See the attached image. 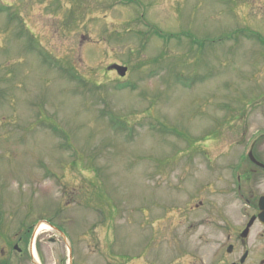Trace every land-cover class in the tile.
I'll return each mask as SVG.
<instances>
[{
  "label": "rangeland",
  "instance_id": "rangeland-1",
  "mask_svg": "<svg viewBox=\"0 0 264 264\" xmlns=\"http://www.w3.org/2000/svg\"><path fill=\"white\" fill-rule=\"evenodd\" d=\"M259 15L258 0H0L2 210L31 218V189L49 183L34 200L43 216L60 178L85 196L79 220L112 226L109 235L96 226L91 249L114 237L115 247L135 240L143 253L160 225L146 219L152 203L158 212L202 203L169 232L191 243L206 236L211 209L238 218L224 182L245 169L248 145L264 140ZM111 65L127 67L125 77Z\"/></svg>",
  "mask_w": 264,
  "mask_h": 264
},
{
  "label": "flooded vegetation",
  "instance_id": "flooded-vegetation-1",
  "mask_svg": "<svg viewBox=\"0 0 264 264\" xmlns=\"http://www.w3.org/2000/svg\"><path fill=\"white\" fill-rule=\"evenodd\" d=\"M258 8L259 16H263L264 0H258ZM261 33L264 34V30ZM259 101H264V97ZM260 139H264V132ZM254 151L257 164L248 159L243 171L235 178L231 174L224 182L239 207L238 218L236 214L233 219L225 220L224 216L219 217L218 210L211 209L208 227L203 233L206 236L200 234L192 243L186 242L188 237L181 233L169 232L186 222L185 215L188 218L194 215L201 208V202L194 206L167 204L162 206L161 212L152 210L153 204L148 205L146 219L150 213L151 224L160 225L157 235L153 226L150 227L151 235L145 238L144 253L139 252V243L135 240L130 242V248L115 247L114 237L103 244L102 249L93 246L91 249L92 244L99 245L96 226H103L102 232L107 235L113 233L112 226L107 228L103 225L105 220L100 219L102 222L91 225L94 229L90 230L89 223L78 219L85 216L79 214V210L85 212V204L80 200L85 196L75 197L63 190L57 193V204L40 217L32 208L27 213L31 218L25 219L23 210H18L14 218L12 211L7 209L8 213L0 206V264H89V257L94 254L104 258L102 264H140L143 258L141 264H264V140H259L253 154ZM174 178L183 179L182 183L186 180L181 173ZM180 186L173 189L181 191ZM213 187L217 190V182L212 184L211 190ZM214 192L212 190L211 194ZM80 201L81 205L72 203ZM73 206L79 208L73 210ZM188 223L187 228L191 229L193 223ZM202 223L203 220L194 218L196 228Z\"/></svg>",
  "mask_w": 264,
  "mask_h": 264
},
{
  "label": "water",
  "instance_id": "water-1",
  "mask_svg": "<svg viewBox=\"0 0 264 264\" xmlns=\"http://www.w3.org/2000/svg\"><path fill=\"white\" fill-rule=\"evenodd\" d=\"M109 69H115L117 71L118 75L121 77H124L126 74V71H127V68L121 67V66H116V65L109 67Z\"/></svg>",
  "mask_w": 264,
  "mask_h": 264
}]
</instances>
